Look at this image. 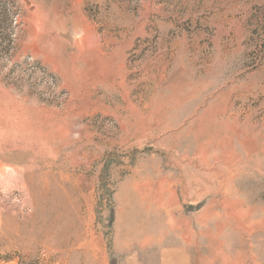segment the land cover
<instances>
[{"label": "rangeland", "instance_id": "rangeland-1", "mask_svg": "<svg viewBox=\"0 0 264 264\" xmlns=\"http://www.w3.org/2000/svg\"><path fill=\"white\" fill-rule=\"evenodd\" d=\"M0 264H264V0H0Z\"/></svg>", "mask_w": 264, "mask_h": 264}]
</instances>
